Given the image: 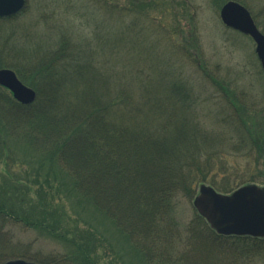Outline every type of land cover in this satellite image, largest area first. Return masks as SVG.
Wrapping results in <instances>:
<instances>
[{"label":"rangeland","instance_id":"374dc122","mask_svg":"<svg viewBox=\"0 0 264 264\" xmlns=\"http://www.w3.org/2000/svg\"><path fill=\"white\" fill-rule=\"evenodd\" d=\"M25 1L14 18L0 20V55L5 56L0 67L19 65L20 80L36 89L31 83L46 77L51 54L85 48L93 53L95 64L90 66L96 76L104 77L108 70L122 81V4L129 1ZM145 1L155 7L140 14L137 28L150 32L155 46L160 42L156 48L169 51L167 65L174 60L169 66H176V76L190 87L189 108L175 118L186 117L184 128L197 134L201 145L209 144L206 149L212 152L204 153L218 155L225 164L208 179L227 189L245 183L263 186L264 73L254 42L221 22L219 11L230 0ZM233 1L244 5L264 32V0ZM116 4L119 9L112 7ZM125 55L131 60L130 53ZM68 85L65 82L64 87ZM244 116L245 130L236 123ZM18 134L0 145V210L12 218L4 226L9 238L5 256L23 253L27 260L42 264H160L138 252L121 221L108 209H98L94 205L98 202L74 185L73 176L56 160L55 146L48 148L39 135ZM255 140L261 142L259 148L253 145ZM192 199L176 198L172 215L181 229L196 213ZM214 257L221 264H264V255Z\"/></svg>","mask_w":264,"mask_h":264},{"label":"trees","instance_id":"16d2710c","mask_svg":"<svg viewBox=\"0 0 264 264\" xmlns=\"http://www.w3.org/2000/svg\"><path fill=\"white\" fill-rule=\"evenodd\" d=\"M127 1L122 4V81L108 70L104 77L96 76L90 49L51 54L46 77L31 83L37 91L33 103L21 105L0 87V145L18 132L21 138L42 136L48 148L56 147V160L74 185L91 195L98 209L119 219L133 247L157 263L221 264L216 254L264 255V238L218 235L196 213L181 229L172 215L176 198L192 199L202 182L221 192L234 188L208 179L225 164L218 155L204 153L209 144L202 142L203 147L198 135L184 128L186 117L175 118L189 108V84L176 76V66H169L174 60L167 65L169 51L156 48L160 42L155 46L151 33L136 26L154 3ZM4 57L0 55V65ZM12 66L20 73L19 65ZM65 82L75 87V95ZM158 83L161 87L155 88ZM245 118L236 120L244 130ZM252 143L259 148L261 142ZM11 220L0 210V264L10 257L25 258L23 253L4 255L9 240L4 226Z\"/></svg>","mask_w":264,"mask_h":264},{"label":"water","instance_id":"95a60500","mask_svg":"<svg viewBox=\"0 0 264 264\" xmlns=\"http://www.w3.org/2000/svg\"><path fill=\"white\" fill-rule=\"evenodd\" d=\"M24 0H0V17L20 11ZM226 26L250 35L264 72V35L257 29L246 8L235 1H227L220 9ZM0 85L11 91L24 104L35 99V91L23 84L8 68H0ZM193 205L217 233L264 237V187L247 184L230 194L216 192L211 186L200 184ZM3 264H37L24 259H10Z\"/></svg>","mask_w":264,"mask_h":264}]
</instances>
